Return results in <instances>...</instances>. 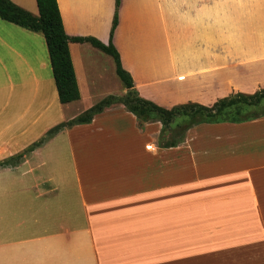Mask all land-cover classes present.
I'll list each match as a JSON object with an SVG mask.
<instances>
[{"label": "crops", "instance_id": "obj_1", "mask_svg": "<svg viewBox=\"0 0 264 264\" xmlns=\"http://www.w3.org/2000/svg\"><path fill=\"white\" fill-rule=\"evenodd\" d=\"M115 1L57 0L66 33L108 44ZM112 42L165 108L264 88V0H121ZM69 49L81 97L61 103L43 34L0 18V162L24 154L0 168V264H264V116L161 147L118 103L46 138L127 93L113 56Z\"/></svg>", "mask_w": 264, "mask_h": 264}, {"label": "trees", "instance_id": "obj_2", "mask_svg": "<svg viewBox=\"0 0 264 264\" xmlns=\"http://www.w3.org/2000/svg\"><path fill=\"white\" fill-rule=\"evenodd\" d=\"M36 1L39 10L38 15L23 9L11 0H0V18L43 34L61 103L72 102L81 97L69 49V43L73 40L90 41L96 47L113 56L117 75L127 89L125 95H110L73 119L53 127L47 132L46 138L65 127L91 122L94 115L118 103L123 104L128 111L136 116L140 126L149 121H160L162 123V130L158 138L161 147L178 146L184 141L186 132L200 123H236L264 116V88L250 94L237 92L229 97L218 99L212 105L188 102L165 108L141 97L131 74L122 66L120 54L112 42L119 21L121 0L115 1L116 9L110 31L111 39L108 44L94 37H70L64 29L57 0ZM43 140L35 143L31 148L38 146ZM23 155V153H20L0 162V168L8 164H18Z\"/></svg>", "mask_w": 264, "mask_h": 264}, {"label": "rangeland", "instance_id": "obj_3", "mask_svg": "<svg viewBox=\"0 0 264 264\" xmlns=\"http://www.w3.org/2000/svg\"><path fill=\"white\" fill-rule=\"evenodd\" d=\"M115 9H116V4H115ZM115 14V13H114ZM114 19V18H113ZM112 24H113V22H112ZM111 28H112V26H111ZM140 95V94H139ZM106 98V97H105ZM55 135V134H54ZM53 136V135H52ZM52 136H50V137H52ZM48 138V137H47Z\"/></svg>", "mask_w": 264, "mask_h": 264}]
</instances>
